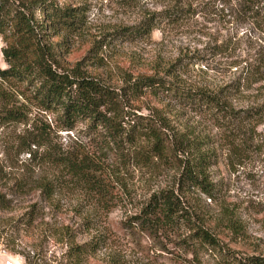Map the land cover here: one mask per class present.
<instances>
[{"label":"trees","instance_id":"trees-1","mask_svg":"<svg viewBox=\"0 0 264 264\" xmlns=\"http://www.w3.org/2000/svg\"><path fill=\"white\" fill-rule=\"evenodd\" d=\"M119 1L127 5L136 0ZM231 4V13L226 15L243 17L257 12L264 0H170L169 6L137 26L103 36L108 40L103 45L118 36H148L160 21L175 24L205 11L218 16L224 6ZM217 5L220 10L213 9ZM85 12V7H72L58 0H0V28L6 20L14 22L13 26L34 38L19 65L11 62L8 68L0 69V81L20 85L15 95L23 99L21 103L6 94L7 100L0 106V134L22 125L23 133L14 138L12 149L27 156L24 167L28 165L32 172L35 168L42 170L35 180L15 177L4 191L8 173L0 160V212L9 209L11 192L23 195L34 191L39 194V202L51 208L56 206V195L72 189L89 195L100 205L132 201L127 185L132 178L126 176L131 169L141 177L145 173L155 177L167 169L173 173L148 190L129 218L128 227L160 248L164 247L162 242L178 238L192 253L206 248L218 250L219 236L211 225L215 223L218 228L221 224L234 234L240 233L241 226L227 219L229 214L222 213L215 221L207 212L206 203L217 200L209 172L216 160L214 142L176 124L175 109L207 118L221 134L223 145L241 161L248 151L258 147L263 136L256 131L262 126L264 132V98L239 109L232 101L243 89L264 92V54L258 52L254 60L248 56L230 63L232 68L242 66L241 70L231 82L214 88L187 84L175 64L161 68L158 62L151 66L150 73L133 75L120 69L121 78L118 82L114 78L116 85H112L111 78H96L82 70L78 62L71 64L64 58L69 51L64 46L65 38L60 37L83 31ZM228 47L215 55L227 52ZM100 62L112 77V67ZM256 76L260 78L253 79ZM25 103L49 116L50 123L45 118L31 120ZM78 126L82 136L78 135ZM58 132L68 135L70 143H60ZM37 212L36 205H32L18 217V225L30 228ZM89 222L87 218L85 223ZM89 225L86 232L93 229V224ZM67 238L66 255L73 264H85L102 243L99 235L81 244H74L72 232L66 233ZM223 258L220 264H264L260 255L236 258L224 253ZM105 264L117 263L111 260Z\"/></svg>","mask_w":264,"mask_h":264},{"label":"rangeland","instance_id":"rangeland-1","mask_svg":"<svg viewBox=\"0 0 264 264\" xmlns=\"http://www.w3.org/2000/svg\"><path fill=\"white\" fill-rule=\"evenodd\" d=\"M58 1L72 7H85L86 10L83 31L60 37L65 38L64 46L69 51L64 58L71 64L78 62L82 70L96 78H111L112 85H116L114 78L117 82L120 80V69L133 75L150 73L151 66L158 62L161 68L175 64L176 69L180 68L178 74L187 84L214 88L231 82L241 70L242 66L232 68L230 63L248 56L250 61L254 60V54L258 52L264 54L263 4L259 6L261 11L259 9L243 17L242 14L233 15L232 18L226 15L231 13V4L224 6L223 15L205 11L193 17H184L175 24L160 21L148 36L138 39L118 36L104 46L103 42L107 39L103 36L137 26L144 18L169 6L170 0H136L127 5L119 0ZM213 9L220 10L221 7L217 5ZM3 24L0 28V69L8 68L11 62L19 65L24 53L34 44V38L28 37L24 29L13 26L14 22L6 20ZM227 44V52L215 55ZM100 59L112 67V77L106 73V67ZM256 78L260 77L253 79ZM20 89V85L14 82L0 81V106L7 100V93L10 99L22 103L23 99L15 95ZM252 89H243L232 101L236 109L263 100L264 92ZM25 107L31 120L45 118L50 123L51 118L46 114L40 113L30 104L25 103ZM175 112L176 124L194 129L214 142L216 160L209 172L216 185L217 200L213 204L206 203L207 212L215 221L222 213L229 214L226 218L233 219L241 226L240 233L234 234L221 224L218 228L215 223L211 225L218 233L221 252L219 249L213 251L206 248L198 250L197 254L192 253L178 238L162 242L164 247L160 248L144 234L128 227L129 218L136 212L137 204L148 190L173 173L164 169L156 174V178L149 173L141 177L138 171L131 169L126 176L132 178L127 184L132 192V201H108L100 205L89 195L72 189L56 195V206L51 208L41 204L39 194L34 191L23 195L11 192L8 195L11 200L9 209L0 212V264H73L66 255V233L71 232L75 236L74 244L86 242L94 235L101 237L102 243L96 255L87 259L85 264H105L111 260L117 264H220L224 253L235 255L236 258L252 255L264 257L263 127L256 131L257 134L263 133L257 142L258 147H253L252 152L248 151L240 161L231 149L223 145L221 134L207 118L178 108ZM23 130L22 125L12 126L0 134V160L8 173L4 191L15 177L35 180L42 171L35 168L32 172L28 165L24 167L27 156L12 149V141ZM80 130L78 126V135L82 136ZM56 139L64 145L70 143L65 133L58 132ZM32 205H36L38 210L35 223L30 228L18 225V217ZM87 218L93 224L89 232L85 231L90 226L85 223Z\"/></svg>","mask_w":264,"mask_h":264},{"label":"built area","instance_id":"built-area-1","mask_svg":"<svg viewBox=\"0 0 264 264\" xmlns=\"http://www.w3.org/2000/svg\"><path fill=\"white\" fill-rule=\"evenodd\" d=\"M6 264H11V262H7Z\"/></svg>","mask_w":264,"mask_h":264}]
</instances>
